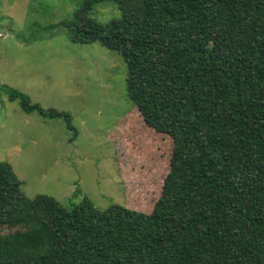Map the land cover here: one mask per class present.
Masks as SVG:
<instances>
[{
  "label": "trees",
  "instance_id": "trees-1",
  "mask_svg": "<svg viewBox=\"0 0 264 264\" xmlns=\"http://www.w3.org/2000/svg\"><path fill=\"white\" fill-rule=\"evenodd\" d=\"M103 1L64 25L124 57L134 109L172 140L169 169L148 208L100 209L28 197L0 160V264H264V0H114L122 16L102 23L89 13Z\"/></svg>",
  "mask_w": 264,
  "mask_h": 264
},
{
  "label": "rangeland",
  "instance_id": "rangeland-1",
  "mask_svg": "<svg viewBox=\"0 0 264 264\" xmlns=\"http://www.w3.org/2000/svg\"><path fill=\"white\" fill-rule=\"evenodd\" d=\"M82 1L0 0V160L28 197L47 194L72 207L87 196L100 209L140 201L146 209L169 169L172 140L134 109L124 57L99 41L72 40L64 22ZM89 15L106 23L122 10L106 0ZM5 87L69 112L74 128L64 116L25 112Z\"/></svg>",
  "mask_w": 264,
  "mask_h": 264
}]
</instances>
